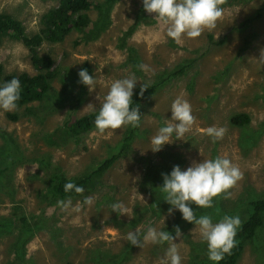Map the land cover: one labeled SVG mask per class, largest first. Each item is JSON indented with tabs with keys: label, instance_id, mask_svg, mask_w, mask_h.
Listing matches in <instances>:
<instances>
[{
	"label": "rangeland",
	"instance_id": "obj_1",
	"mask_svg": "<svg viewBox=\"0 0 264 264\" xmlns=\"http://www.w3.org/2000/svg\"><path fill=\"white\" fill-rule=\"evenodd\" d=\"M57 1L0 0V12L20 20L31 35L40 28V15ZM218 5L222 13L214 28L176 43L141 0H116L104 29L71 30L34 49L51 57L54 77L41 100L0 110V264H94L86 257L90 248L119 255L129 231L143 235L150 225L173 235L181 264H214L194 224L178 210L169 214V204L157 213L151 205L165 201L161 173L218 155L230 160L240 178L213 197L211 207L192 204L195 216L208 215L215 223L236 215L242 222L251 210L248 201L264 198V62L259 59L264 0H218ZM88 15L98 18L94 8ZM0 63L2 75L37 71L28 47L7 34L0 35ZM180 65L184 70L176 73ZM81 68L94 77L91 90L78 83ZM129 75L139 80L133 95L142 83L157 85L138 107L140 121L129 149L108 167L97 188L53 198L49 188L55 175L78 177L119 148L128 126L72 134L65 124L96 112L108 84ZM178 96L191 106L192 125L181 139L152 152L150 138L171 122L170 105ZM238 112L249 115L247 123L230 122ZM209 126L222 127L223 136L213 141L204 135ZM85 197L92 202L84 203ZM114 203L126 214L112 211ZM262 219L254 236L243 241L236 264H264V211ZM168 247L169 242L140 247L126 242L128 255L119 264H161Z\"/></svg>",
	"mask_w": 264,
	"mask_h": 264
},
{
	"label": "clouds",
	"instance_id": "obj_2",
	"mask_svg": "<svg viewBox=\"0 0 264 264\" xmlns=\"http://www.w3.org/2000/svg\"><path fill=\"white\" fill-rule=\"evenodd\" d=\"M141 4L147 13H155L154 17L164 23L166 36L176 43L181 41L182 36L194 38L205 29L211 30L222 13L218 0H141ZM259 59L264 62V53L261 52ZM140 68L143 70L144 66L141 65ZM77 75L78 83L86 85L89 90L93 88L94 77L89 75L87 69L81 68ZM137 81L139 80L133 75H129L114 79L108 84V90L103 102L96 109L93 121L98 131L103 132L109 128L117 129L121 126H138L140 121L138 108H130L133 103V89ZM147 87L149 85L146 83L140 84L136 95H142ZM20 92L21 86L17 78L13 77L0 82V110L5 112L15 110ZM169 110L171 122L160 126L150 138L151 146L147 149L152 152H157L165 144L181 139L192 125L193 116L187 100L176 97ZM223 133L222 127L209 126L203 130V134L213 141L221 138ZM161 176L162 185L159 187L164 194L163 199L170 205L168 213L171 214L174 210H178L182 219L194 224L198 229L200 241L206 244L208 259L219 262L224 254L230 253L241 220L236 215H224L213 223L208 215L195 216L191 205L195 204L200 208L211 207L213 197L225 192L239 180V170L227 157L218 155L211 159L193 162L183 170L179 165H173L168 173H161ZM63 187L65 192L71 190L77 193L83 192V188L72 181L66 182ZM91 202V197L84 198V203L90 204ZM60 203H63L65 207L68 204V202L58 201V204ZM112 211L125 213L118 203L112 205ZM180 235L181 232L177 228L175 236ZM124 239L139 247L145 242L152 244L169 242L161 264H181V256L175 244L171 243L174 237L168 231L157 230L150 225L143 235L139 229H135L129 231Z\"/></svg>",
	"mask_w": 264,
	"mask_h": 264
},
{
	"label": "trees",
	"instance_id": "obj_3",
	"mask_svg": "<svg viewBox=\"0 0 264 264\" xmlns=\"http://www.w3.org/2000/svg\"><path fill=\"white\" fill-rule=\"evenodd\" d=\"M116 0H102L100 2L95 0H58L56 5L47 9L40 15V28L37 32L29 35L25 33L22 22L13 18L10 14L0 12V35L7 34L15 40H19L24 46L28 47L30 51V60L33 67L37 70L34 74H28L25 71L19 74H4L2 75V65L0 63V82L9 80L13 77L20 82L21 92L17 105H22L30 101L41 100L49 88V81L54 77L51 70L52 59L49 55H38L34 49L41 43L42 40L56 42L61 40L71 30H89L91 26L98 29H104L109 23V13ZM96 9L98 18L91 20L88 11ZM131 30L124 32L123 37L130 34ZM184 65H180L176 73H181L184 70ZM87 69V68H85ZM66 87V86H65ZM157 85L152 84L145 88L142 95H136L139 89L132 96L133 103L131 107H139L140 104L152 94ZM96 112H89L83 114L70 123L65 124L69 133L77 134L81 131H88L95 127L93 121ZM14 118L13 115H10ZM249 115L245 112H238L230 117V122L235 125H242L247 123ZM138 128L128 126L123 134L119 148L102 158L100 162L94 165L90 170L82 173L78 177H65L62 175H55L50 183V194L53 198L60 200L70 198L81 193L74 190L65 192L64 184L72 181L75 185L83 188V190H93L99 186L100 177L110 167L113 162L123 153L129 149V143L136 133ZM3 169V168H2ZM0 169V171L2 170ZM168 205L166 201H156L151 205L153 213L161 212ZM251 210L248 216L241 222L234 236V245L230 253L224 254L219 262L214 264H236V261L243 249V241L252 238L262 224V212L264 211V198L251 199L248 201ZM127 242V241H126ZM126 242L120 254L123 259L119 261L117 254L109 252H100L102 258L97 257V249L92 247L86 253V257L92 260L94 264H119V262L126 261L128 253H126ZM126 256V257H125ZM104 258V259H103Z\"/></svg>",
	"mask_w": 264,
	"mask_h": 264
}]
</instances>
